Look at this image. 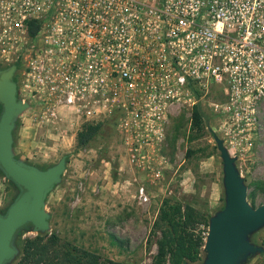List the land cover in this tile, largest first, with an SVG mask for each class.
Returning a JSON list of instances; mask_svg holds the SVG:
<instances>
[{"label": "built area", "instance_id": "obj_1", "mask_svg": "<svg viewBox=\"0 0 264 264\" xmlns=\"http://www.w3.org/2000/svg\"><path fill=\"white\" fill-rule=\"evenodd\" d=\"M10 52L23 93L78 122L113 120L127 166L153 183L177 114L190 124L200 104L250 136L264 109V0H0ZM136 192L149 200L144 180Z\"/></svg>", "mask_w": 264, "mask_h": 264}, {"label": "rangeland", "instance_id": "obj_2", "mask_svg": "<svg viewBox=\"0 0 264 264\" xmlns=\"http://www.w3.org/2000/svg\"><path fill=\"white\" fill-rule=\"evenodd\" d=\"M9 56V61L0 57V67L11 64L14 54L10 52ZM17 63L15 76L20 86L19 97L23 98L24 62L19 59ZM25 100L29 106L17 116L13 131L14 154L39 169L55 165L63 156L66 162L60 181L45 198L48 227L44 231L30 226L22 229L15 238L18 253L9 264H16L25 240L41 236L45 241L52 235L58 237L59 243L95 253L103 263L113 260L151 264L157 252L156 241L161 236L159 230L153 229V223L164 199L189 204L208 217L207 224H199L195 230L205 244L210 217L225 203L223 161L215 134L223 140L229 155L235 157L236 168L247 187L248 203L253 207L264 203V109L250 136L246 131L221 127V115L207 109L208 117L198 133L191 130L187 110L180 112L169 129L164 180L153 183L127 166L112 123L100 122L98 134L78 147V132L92 123L78 122L67 106L53 101L43 105L28 93ZM190 135L195 136L192 141ZM188 149L194 150L190 156ZM143 180L148 187L146 202H140L136 192L138 181ZM16 193L15 187L0 173V213L7 209ZM249 239L262 246L263 251L251 254L241 264H264V225L252 232ZM205 258L203 245L199 259L185 263L202 264Z\"/></svg>", "mask_w": 264, "mask_h": 264}, {"label": "water", "instance_id": "obj_3", "mask_svg": "<svg viewBox=\"0 0 264 264\" xmlns=\"http://www.w3.org/2000/svg\"><path fill=\"white\" fill-rule=\"evenodd\" d=\"M16 64L0 67V170L14 182L18 193L4 213H0V264H9L17 255V234L30 226L44 231L49 215L44 210L46 195L61 179L66 156L46 169L26 163L13 152V131L17 116L29 106L18 98L14 79ZM214 140L223 161V208L210 217L202 264H241L263 247L250 241L249 235L264 225V203L257 207L247 201V187L229 155L223 140ZM189 264V263H185Z\"/></svg>", "mask_w": 264, "mask_h": 264}, {"label": "trees", "instance_id": "obj_4", "mask_svg": "<svg viewBox=\"0 0 264 264\" xmlns=\"http://www.w3.org/2000/svg\"><path fill=\"white\" fill-rule=\"evenodd\" d=\"M16 65L18 67L19 64L16 63ZM207 117L200 104L194 105L191 130L200 133ZM105 122L113 125L111 119ZM100 128L101 123L85 125L77 134V146L81 147L89 143L98 134ZM194 138L195 136L190 135L189 141ZM193 152V149H188L187 155L190 156ZM0 173H2L1 170ZM9 182L18 193V187L14 182L11 180ZM250 197L253 202L254 193H251ZM4 212L5 210L1 211V213ZM207 222L208 217L189 204L164 199L159 208L158 217L153 223V229L159 230L161 236L156 241L157 252L151 264H184L186 261H197L204 239L200 233H195V230L199 224H207ZM22 250V255L20 254L16 264H129L113 260H109L108 263L100 262L95 253L76 245L59 243L58 237L54 235L45 241L41 236L25 240Z\"/></svg>", "mask_w": 264, "mask_h": 264}, {"label": "flooded vegetation", "instance_id": "obj_5", "mask_svg": "<svg viewBox=\"0 0 264 264\" xmlns=\"http://www.w3.org/2000/svg\"><path fill=\"white\" fill-rule=\"evenodd\" d=\"M17 66V65H16ZM2 68V67H1ZM3 68H6V67H3ZM14 79L16 80V76L14 75ZM17 82V81H16ZM19 90V86L17 87V92Z\"/></svg>", "mask_w": 264, "mask_h": 264}]
</instances>
